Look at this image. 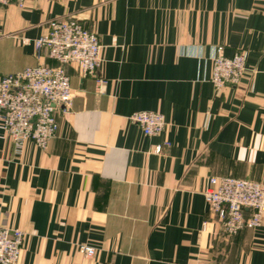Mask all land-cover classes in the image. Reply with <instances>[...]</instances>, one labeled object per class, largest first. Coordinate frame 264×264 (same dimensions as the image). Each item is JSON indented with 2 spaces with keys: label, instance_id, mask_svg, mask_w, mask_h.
I'll use <instances>...</instances> for the list:
<instances>
[{
  "label": "crops",
  "instance_id": "obj_1",
  "mask_svg": "<svg viewBox=\"0 0 264 264\" xmlns=\"http://www.w3.org/2000/svg\"><path fill=\"white\" fill-rule=\"evenodd\" d=\"M58 17L98 36L107 84L96 94L67 68L74 98L45 149L16 154L0 123V222L23 233L21 264H264V216L225 237L203 197L210 176L264 185V0L12 2L0 77L39 63L34 40ZM217 46L245 54L236 87L209 81ZM137 111L161 114L163 132L145 136Z\"/></svg>",
  "mask_w": 264,
  "mask_h": 264
},
{
  "label": "built area",
  "instance_id": "obj_2",
  "mask_svg": "<svg viewBox=\"0 0 264 264\" xmlns=\"http://www.w3.org/2000/svg\"><path fill=\"white\" fill-rule=\"evenodd\" d=\"M35 0H0V6L15 3L22 8ZM98 36L76 18L58 17L48 22L47 31L34 40L35 58L39 63L22 71L0 77V123L14 151L20 154L25 143L45 149L55 136L57 114L69 109L74 98L68 67L81 78H92L96 94H103L106 79L97 74L101 63ZM48 62H40V60ZM210 83L216 90L236 87L246 71L245 54L236 51L225 57L223 47L214 50ZM145 136H156L165 128L164 117L155 112L137 111L128 117ZM169 143L157 145L156 154ZM203 197L208 212L218 224L219 234L233 237L243 229H255L264 216V185L234 177L210 176ZM247 211V212H246ZM206 223L203 224V230ZM24 235L0 222V264H21ZM86 258L94 248L79 246Z\"/></svg>",
  "mask_w": 264,
  "mask_h": 264
}]
</instances>
